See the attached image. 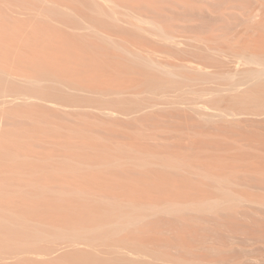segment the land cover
Returning a JSON list of instances; mask_svg holds the SVG:
<instances>
[{
  "label": "rangeland",
  "instance_id": "374dc122",
  "mask_svg": "<svg viewBox=\"0 0 264 264\" xmlns=\"http://www.w3.org/2000/svg\"><path fill=\"white\" fill-rule=\"evenodd\" d=\"M108 1L0 0V255L264 264L263 80L218 90L264 56V0Z\"/></svg>",
  "mask_w": 264,
  "mask_h": 264
},
{
  "label": "bare ground",
  "instance_id": "6f19581e",
  "mask_svg": "<svg viewBox=\"0 0 264 264\" xmlns=\"http://www.w3.org/2000/svg\"><path fill=\"white\" fill-rule=\"evenodd\" d=\"M110 1L112 2V4L114 3L113 5H116V6H117V4H116L113 0H110ZM110 1H108V2H110ZM111 2H110V4H111ZM108 5H109V4H108ZM113 5H111V6L114 7ZM112 7H111V8H112ZM114 8H115V7H114ZM111 10H112V9H111ZM112 13H113V12H112ZM113 14H114V13H113ZM110 16H111V15H110ZM113 16H114V15H113ZM78 17H79V16H78ZM80 17H81V16H80ZM80 17H79V18H80ZM115 17H116V16H115ZM111 18H112V16H111ZM136 18H137V17H136ZM113 19H115V18L113 17ZM115 20H116V19H115ZM117 20H118V19H117ZM139 20H140V19H139ZM158 27H159V26H158ZM158 27H157V28H158ZM160 27H161V26H160ZM158 29H159V28H158ZM161 29H162V31L164 32L163 28H161ZM162 31H161V32H162ZM164 33L166 34L167 32L165 31ZM164 33H162L164 36H167L168 38L172 39V40H170V42H167V44L170 43V44L172 45L173 43H176V44L178 45V43H180V44H179V47L181 46V44H183L182 42H178V40L181 41L180 39H178V40H174V38H173L174 36L169 35V34H166V35H165ZM171 41H173V42H171ZM110 42H111V41H110ZM114 42H115V41H114ZM112 43H113V42H112ZM116 43H117V41H116ZM118 44H119V43H118ZM118 44H117V45H118ZM119 45H120V44H119ZM173 45H174V44H173ZM177 45H176L175 47H177ZM184 45H185V43H184ZM182 46H183V45H182ZM120 48H121V45H120ZM123 48H124V49H123ZM171 48H173V47H171ZM184 48H185V47H184ZM205 48H206V47H205ZM207 48H209V47H207ZM217 48H219V47H217ZM122 49L125 50V49H126L125 46H123ZM180 49H181V48H180ZM215 49H216V48H215ZM221 49H222V48H221ZM184 50H185V49H184ZM128 51H129V50H127V52H128ZM185 51H186V50H185ZM214 51H215V50H214ZM218 51H219V50H218ZM218 51H215V53L218 52ZM220 51H221V50H220ZM222 51H223V50H222ZM206 52H207V51H206ZM209 52H210V51H209ZM131 53H133V55H134V52H131ZM135 53H137V52H135ZM139 53H140V52H139ZM212 53H213V52H212ZM225 53H226V52H225ZM225 53H223V54H225ZM240 53H241V52H240ZM141 54H142V52H141ZM217 54H220V53H217ZM220 55H221V54H220ZM195 56H196V54H195ZM195 56H194V57H195ZM222 56H223V55H222ZM230 56H231V54H230ZM239 56H240L239 58L241 59V60H240V64H241V63H242L243 65H244V64H245V65L247 64V66L249 65L250 68H249V69H246L245 71H241L242 68L240 67L241 70L239 69L240 71H239V70L237 71L236 68H237V66L239 65V64H238L237 66H235V68L233 67V68L235 69V72H234V73H231L230 70H229L230 73L228 72L229 74L227 73V77H226V74H225V72H224L223 74H225L226 79H227V78H230L233 82H232V85H231V83L228 84L229 87L226 85L227 83H226V84L224 83V85H226V86L222 85L220 88H218L219 92H220V91L224 92V91H227V90H230V91L225 92V93L232 92V90H234L233 92H237V90L240 88V86H241L242 84H243V86H244L246 83H249V82L252 84V83H254V82L256 83V81H258V80H259V81H260V80H263V81H264V56L260 57V55H257V54H255V53H251V52H248V51H247L246 53H242V54H240ZM138 57H142V55H139ZM138 57H137V58H138ZM143 57H144V56H143ZM208 57H209V56H208ZM226 57H227V56H226ZM145 58H146V57H145ZM147 58L150 59L151 56L149 55ZM147 58H146V59H147ZM197 58H198V57H197ZM223 58H225V57H223ZM239 58H238V59H239ZM148 59H147V60H148ZM210 59H211V58H210ZM220 59H221V58H220ZM234 59H235V58H234ZM221 60H223V59H221ZM157 61H158V60H157ZM157 61L154 60V59H150V61L148 60V63L150 62V63H152L153 65L157 66V68H158V66L161 65V62L159 61V62H160V65H159V62H157ZM190 61H191V60H190ZM205 61H206V60H205ZM146 62H147V61H146ZM191 62L193 63L194 60L191 61ZM191 62H190V63H191ZM190 63H189V64H190ZM238 63H239V62H238ZM165 64H166V63H165ZM184 64H185V65H184ZM184 64H182L183 67H184V66H188V65H186V63H184ZM200 64H201L200 62H199V64L197 63L196 66H194L195 68L192 66V67H193V71H195V70L197 69L196 67H197L198 65H200ZM205 64H206V65H205ZM205 64L202 63L201 66H200L199 69H198L199 71L197 70L198 73H200L199 75H202V74H203L204 76H206V77H204V76L202 75L203 77H201V79H199L200 81H202V83H203V81L205 82V78H206V80H208V79H207V78H208V77H207V74H208L207 67L209 66V64H208V63H205ZM207 64H208V65H207ZM168 65H169L168 67L170 68V65H171V64H168ZM182 65H180L181 68H182ZM191 65H192V64H191ZM252 65H257V67H256V66L253 67ZM161 66H162V65H161ZM161 66H160V68L164 67V65H163L162 67H161ZM210 66H211V65H210ZM210 66H209V68H210ZM241 66H242V65H241ZM251 66H252V67H251ZM166 67H167V64H166ZM177 67H178V65H177ZM177 67H176V69H179V70H180V68H177ZM164 68H165V67H164ZM171 68H172V67H171ZM174 68H175V67H174ZM174 68H173V71H171L170 69H167V71H168V74L173 75V76L175 77V75H176V73H175L176 70H174ZM184 68H185V67H184ZM186 68H187V67H186ZM188 68L192 69L191 67H188ZM238 68H239V67H238ZM243 68H244V67H243ZM1 69H2V68H1ZM162 69H163V68H162ZM162 69H161V70H162ZM182 69H183V68H182ZM169 70H170V71H169ZM187 70H189V69H187ZM1 71H2V70H1ZM1 71H0V72H1ZM162 71H163V70H162ZM167 71H166V69H165L163 72H167ZM174 71H175V72H174ZM197 71H195V72H197ZM211 71H212V70H211ZM211 71H210V72H211ZM232 71H234V70L232 69ZM3 72H4V71H3ZM3 72H1V73H3ZM218 72H219V71H218ZM226 72H227V71H226ZM1 73H0V74H1ZM213 73H214V72H213ZM178 74L181 76V77H180V80L183 82V80L181 79L183 75H182L180 72H179ZM178 74H177V75H178ZM211 74H212V73H211ZM215 74H216V73H215ZM212 75H213V74H212ZM220 75H221V74H220ZM221 76L224 77L223 75H221ZM12 77H13V76H12ZM178 77H179V76H178ZM183 77H185V76H183ZM214 77H215V76H214ZM10 78H11V75H10ZM188 78H189V77H188ZM11 79H12V78H11ZM13 79H15V78H13ZM183 79H184V78H183ZM189 79H190V78H189ZM189 79H188V81H191V80H192V78H191L190 80H189ZM209 79H210V78H209ZM25 80H28L30 83L32 82V83H34V84H37L36 82H40L38 79H34V78H31V77H28V78H26ZM184 80H187V79H184ZM197 80H198V79H197ZM212 80H213V79H212ZM263 81H262V83L264 84ZM230 82H231V81H230ZM260 82H261V81H260ZM198 83H200V82H198ZM207 83H208V82H207ZM219 83H220V85H221V82H219ZM222 84H223V83H222ZM257 84H260V83H256V84H254V85L257 87ZM263 84H262V86H263ZM37 85H38V84H37ZM218 85H219V84H218ZM246 85H247V84H246ZM254 85H252V86H254ZM243 86H242V89H243ZM252 86H251V87H252ZM218 87H219V86H218ZM216 88H217V87H216ZM216 88H215V89H216ZM253 88H254V87H253ZM242 89H240V90L242 91ZM254 89H255V88H254ZM254 89H253V90H254ZM244 90L246 91L247 89H243V91H244ZM204 91H206V90H204ZM204 91H203V92H204ZM207 91L210 92L211 89H210V91H209V89H208ZM207 91H206V92H207ZM214 91H215V93H216L215 95H217L218 92H216V90H214ZM208 92H207V93H208ZM222 92L220 93V96H221ZM250 92H251V91H250ZM250 92H247V91H246V93H250ZM113 93H117V94H118V92H116V91H114ZM119 93L121 94V92H119ZM212 93H214V92H212ZM238 93H239V90H238V92L236 93V95H237ZM202 94H204V93H202ZM205 94H206V93H205ZM205 94L202 95V96H206ZM210 94H211V92H210ZM254 94H255V93H254ZM256 94H257V93H256ZM197 95L199 96L200 94L197 93ZM215 95H213V96H215ZM218 95H219V94H218ZM223 95H224V94H223ZM236 95H233V96H236ZM248 95H249V94H248ZM251 95H252V94H251ZM208 96H209V95H208ZM249 96H250V95H249ZM249 96H247V99H248ZM252 96H253V95H252ZM31 97H32L31 95H27V94L24 95V96H19V98H24V99H26V100H28V99L31 98ZM199 97H200V96H199ZM217 97H218V96H217ZM250 97H251V96H250ZM254 97H255V96H254ZM256 97H257V96H256ZM15 98L18 99V96H16ZM200 98H202V97H200ZM207 98H208V97H207ZM251 98H252V97H251ZM251 98H250V99H251ZM13 99H14V97H13ZM203 99H204V98H203ZM208 99H209V98H208ZM179 102H180V101H179ZM206 103H208V102H206ZM156 104H157V103H156ZM158 105H159V104H158ZM193 105H194V104H193ZM202 105H203V104H201V107H196V110H199V111L201 112V115H203L202 117L205 118V120L207 119L206 121L211 120V119H215L216 117H218V118H220L219 121L222 119L221 121H225V122H226V121H227V118H230L231 115H232L231 118L234 119V120H235V118H239V116L237 117V115H240V113H239V114H238V113H235V112H236L235 110H233V111H235L234 113H233V111L229 112L230 110H229V111H225L227 108H226L225 110H223L224 108H223L221 111L219 110L220 112H217L218 110H215V112H212V111L209 110V109H210V106H211L210 104H209L210 106L207 105V106H209V107H208L209 109H207V106H206V105H205L206 107H204V106H202ZM154 106H155V105H154ZM154 106H153V107H154ZM187 106H188V105H187ZM190 106H192V105H190ZM254 106H255V105H254ZM256 106H258V105H256ZM155 107H157V106H155ZM258 107H259V106H258ZM212 108H214V107L212 106ZM191 109H193V107H192ZM194 109H195V105H194ZM216 109H217V108H216ZM211 110H212V109H211ZM213 110H214V109H213ZM227 110H228V109H227ZM110 111H111V110H110ZM199 111H198V112H199ZM134 112H136V111H134ZM103 113H104V111H103ZM105 113H107V111H105ZM114 113H115V112H114L113 110H112L111 112L108 111L107 115H109V114L113 115ZM251 113H252V112H251ZM253 113H255V115H260V114H261V113H259V112H258V113H257V112H253ZM253 113H252V114H253ZM256 113H257V114H256ZM115 114H116V113H115ZM131 114H132V113H131ZM113 116H115V115H113ZM229 116H230V117H229ZM241 116H242V113H241ZM241 116H240V119H239V120H241V119L243 118V117H241ZM200 118H201V117H200ZM218 118H217V119H218ZM223 118H226V120H224ZM231 118H230V121H229V122H232V121H231ZM215 120H216V119H215ZM215 120H212V121H215ZM228 120H229V119H228ZM234 120H233V121H234ZM236 120H237V119H236ZM236 120H235V121H236ZM239 120H238V121H239ZM219 121H218V122H219ZM235 121H234V122H235ZM216 122H217V121H216ZM227 122H228V121H227ZM143 160H144V159H143ZM146 161H147V160H146ZM126 254H127V253H126ZM128 254H129V253H128ZM128 254H127V256H128ZM129 255H131V254H129ZM17 256H19V255H17ZM131 256H132V255H131ZM131 256H130V258H131ZM15 257H16V256H15ZM133 257H134V256H133ZM133 257H132V258H133ZM6 258H8V256L0 255V262H1V263L4 262V263L6 264V262H5V261H7Z\"/></svg>",
  "mask_w": 264,
  "mask_h": 264
}]
</instances>
